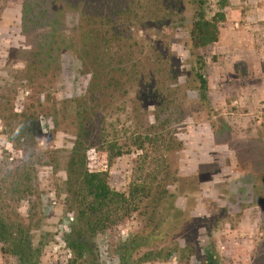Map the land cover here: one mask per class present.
I'll use <instances>...</instances> for the list:
<instances>
[{
	"label": "trees",
	"instance_id": "obj_1",
	"mask_svg": "<svg viewBox=\"0 0 264 264\" xmlns=\"http://www.w3.org/2000/svg\"><path fill=\"white\" fill-rule=\"evenodd\" d=\"M204 5L205 0H23L24 25H45L36 50L6 63L10 73L24 74L20 87L36 104L19 113L0 106L3 134L18 153L0 160L2 256L39 264L43 249L59 238L68 253L65 264H100L99 236L134 222V230L113 245L117 264H220L211 233L225 220L195 219L175 204L177 198L192 200L216 174L214 164L183 173L169 159L182 147L176 138L185 119L181 88L194 92L213 115L200 50L216 42L225 5L209 18ZM65 11L76 15L70 27ZM174 43L186 54V67L173 55ZM61 52L72 57L85 85L75 97L58 100L51 83ZM44 112L52 128L47 145L38 148L43 135L37 114ZM58 136L60 144H53ZM89 150L109 161L136 154L125 192L108 186L106 172L87 169ZM40 170L52 178L55 206L49 213L40 209ZM66 215L70 222L58 232ZM262 249L251 264H264V244Z\"/></svg>",
	"mask_w": 264,
	"mask_h": 264
},
{
	"label": "rangeland",
	"instance_id": "obj_2",
	"mask_svg": "<svg viewBox=\"0 0 264 264\" xmlns=\"http://www.w3.org/2000/svg\"><path fill=\"white\" fill-rule=\"evenodd\" d=\"M22 4L23 0H0V106L5 105L9 107L8 112L15 113L35 105L36 97H29L28 91L21 89L24 74L10 73L7 60H21L29 56L31 49L36 50L45 25H24ZM222 4L225 19L219 25L216 42L200 50L205 63L206 96L213 115L197 102L194 92L181 88L186 95L182 99L185 119L177 127L176 138L182 147L169 159L183 173L193 172L204 163L214 164L216 174L201 184L192 200L186 204L183 198H177L175 204L181 209L186 206L195 219L210 215L225 220L211 233L220 264H251L264 244V0H205L206 17L217 12ZM259 7H263L262 13L257 10ZM243 10L248 12L247 20ZM54 16L52 12L47 20H54ZM75 20L73 12L65 11L66 27L72 26ZM171 50L180 68L186 67V54L179 43L171 44ZM58 66L51 83L53 96L58 100L75 97L85 83L77 75L72 57L61 52ZM42 98L39 97L40 102ZM37 121L43 135L37 145L43 148L52 125L45 112L37 114ZM3 125L0 118V160L5 153L11 158L18 156L5 139ZM62 138L58 136L52 143L59 145ZM135 155L131 153L109 161L103 153L89 150L87 169L106 172L108 186L116 192H125ZM207 175V172L203 174ZM51 180L47 171L37 172V193L44 213L51 212L55 206ZM24 210V206L19 209L21 213ZM69 222L70 215H66L58 232L64 231ZM134 227V222H128L110 235L99 236L100 264H117L113 245L124 240ZM67 258L61 240L55 238L43 249L39 264H65ZM191 263H195L194 259ZM0 264L17 263L0 254Z\"/></svg>",
	"mask_w": 264,
	"mask_h": 264
},
{
	"label": "crops",
	"instance_id": "obj_3",
	"mask_svg": "<svg viewBox=\"0 0 264 264\" xmlns=\"http://www.w3.org/2000/svg\"><path fill=\"white\" fill-rule=\"evenodd\" d=\"M243 4H244V2H243ZM256 7H257V5H256ZM257 10H258V11H261V13H262V12H263V7H262V8L259 7V8H257ZM243 11H244V10H243ZM238 14H241V12H238ZM243 16H245V18H246L245 20H247V19H248V16H249V15H248V12H247V11H244ZM254 27H255V26H253V28H254ZM249 28H250V26H249ZM222 37H223V36H221V38H222Z\"/></svg>",
	"mask_w": 264,
	"mask_h": 264
}]
</instances>
